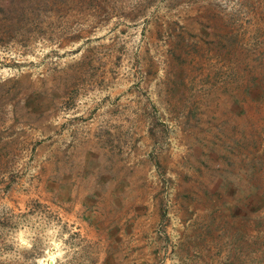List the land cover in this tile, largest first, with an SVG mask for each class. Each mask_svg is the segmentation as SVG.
I'll return each instance as SVG.
<instances>
[{
  "label": "rangeland",
  "instance_id": "1",
  "mask_svg": "<svg viewBox=\"0 0 264 264\" xmlns=\"http://www.w3.org/2000/svg\"><path fill=\"white\" fill-rule=\"evenodd\" d=\"M0 264H264V0H0Z\"/></svg>",
  "mask_w": 264,
  "mask_h": 264
}]
</instances>
